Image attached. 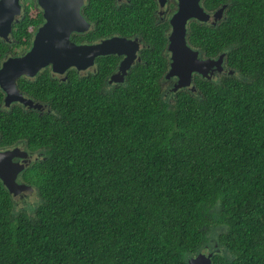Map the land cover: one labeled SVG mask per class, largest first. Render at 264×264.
<instances>
[{"label":"trees","instance_id":"trees-1","mask_svg":"<svg viewBox=\"0 0 264 264\" xmlns=\"http://www.w3.org/2000/svg\"><path fill=\"white\" fill-rule=\"evenodd\" d=\"M33 3L0 56L30 46L43 22ZM223 4L216 25L191 22L187 41L224 52L227 71L169 100L167 36L141 1L85 0L91 27L73 40L141 33L148 47L107 91L115 54L98 57L95 73L20 80L50 111H0V143L24 138L43 152L21 174L36 187L30 211L0 182V264H189L214 227L212 264H264V0H202L209 11Z\"/></svg>","mask_w":264,"mask_h":264},{"label":"water","instance_id":"water-1","mask_svg":"<svg viewBox=\"0 0 264 264\" xmlns=\"http://www.w3.org/2000/svg\"><path fill=\"white\" fill-rule=\"evenodd\" d=\"M199 1L177 0V10L172 15V30L167 43L171 59L165 73L166 78L176 77L172 91L181 88L194 91L195 86L191 84L193 73L210 78L213 66L218 71L224 69L223 52L217 57H201L199 50L188 44V21L196 19L205 22L210 18V13L202 8ZM36 3L42 10L43 22L36 28L29 48L21 55L8 58L0 67V87L5 92L6 105L15 100L29 103L18 91L16 79L21 75L34 76L42 67L49 65L53 73L62 74L71 67L80 70L92 66L99 56L123 55L118 70L109 77V82H123L131 64L140 59L135 39L117 35L94 43H77L71 39L72 33L87 31L90 26L80 11L84 0H36ZM225 6L213 12L214 21L221 17ZM21 9L20 0H0V38L3 41H10L13 23L18 22ZM229 73L233 70L230 69ZM17 151L20 152V149L0 151V180L14 196L32 190L30 185L15 181L18 172L24 168L23 163L11 161ZM218 250L217 247L211 252L200 250L188 258V263L212 264V256Z\"/></svg>","mask_w":264,"mask_h":264},{"label":"flooded vegetation","instance_id":"flooded-vegetation-1","mask_svg":"<svg viewBox=\"0 0 264 264\" xmlns=\"http://www.w3.org/2000/svg\"><path fill=\"white\" fill-rule=\"evenodd\" d=\"M116 1L119 2V3H125L128 0H116ZM139 1H141L142 5H143V11L146 12V13H150V15L152 16V24L156 28L157 27L158 28H163V30L166 33L167 41H166V45H165L164 56L166 58L167 69H168L169 62H170V59H171V52L168 51V49H167V43H168V36H169V34H170L171 30H172V15L177 10V0H139ZM84 2H85V0H84ZM199 3H200V5L202 6V8L205 11H207V12L210 13V18L207 21H205V22L199 21V20H196V19L189 20L188 21V24H187V30L190 29V24H191L192 21H195L196 23H199L200 22V23H205V24L208 23L210 25H216L217 22L224 16V10H223L221 17L219 19H217L216 21H214V18H213V15L212 14L218 8H220L221 6L226 5V4L221 5L217 9H214L213 11H209V10H206L203 7L202 0H200ZM33 4L35 6L37 5L36 0H34V3ZM23 8L24 7H22V9H21V14L19 16V19L21 18L22 14H23V11H24ZM41 12H42V10H41ZM15 23H17V22H14L13 23V26H14ZM90 27H91V25L89 26V28ZM35 31H36V29L34 30V32ZM34 32L32 34L31 40H32V38L34 36ZM84 32H86V31H84ZM84 32H74V33L71 34V36L73 34H75V33L81 34V33H84ZM113 35L123 36V37L130 38V39H135L138 42V45H139V49L137 51V56H139V57H140V51H141V49L144 48V47H148L147 40L144 38V36L141 33H136V34L133 33L130 36L119 35V34H112V35H109V36L100 37V38H98V39H96V40H94L92 42H84L83 41V42H77V43H94V42L99 41L100 39H103V38H106V37H110V36H113ZM10 41H12L11 40V34H10ZM10 41H8L7 43H10ZM73 41H75V40H73ZM27 49H24L22 51L25 52ZM24 52H18V53L15 52V51H12V52L11 51L10 52L7 51V52H5L2 56H0V67H1V64L5 60H7L8 58L21 55ZM199 54H200L201 57H217L218 56V55L217 56H207V55H204L203 53H199ZM115 55H117V54H115ZM224 55H225V53H224ZM117 56L119 57L118 58V61H117V65H116L115 69L108 75L107 79L105 80V84L103 85V88H104L105 91H107L111 87L112 84L114 85V84H117V83H122V82H115V83L108 82L110 75L113 74L114 72H116L118 70L117 69L118 64H119L120 60L123 58V55H117ZM99 57H101V56H99ZM97 58H95L94 64L92 66H89V67H87L85 69L77 70L76 68L71 67V68L67 69L64 73L58 74V73H53L51 71V69H50V66L48 65V66L42 67L40 70H38L37 73L34 76H25V75L19 76L16 79V87H17L18 91L21 93L22 97L26 98L29 101V103L28 104H24L23 102H21L19 100H17V101L15 100V101H11L8 105H6L5 104V100H4V98H5V92L0 87V111L1 110H14V109H17V107H18V108H20V109H22L24 111L33 110V111H35L39 115H41L43 113H48L50 111V107H49L48 102L46 100L39 99V98L35 97L33 94H31L30 92L22 89L20 87L21 84H22L20 82V80L25 79L27 81H35L39 75L48 74V73H51V75L53 77H58L61 80H63V79L65 80V78L67 77V74L69 73L68 71H70V70L75 71L79 75H85L87 73H95L97 71V62H96ZM140 60H141V57H140V59H136L131 64V66L135 62L140 61ZM131 66H130V68H131ZM223 67H224V69L222 71H218V70L215 69V66H213L211 68V70H210V72H211L210 78H207V77H205V78L212 79V80H217L218 78H220L225 73V65L224 64H223ZM165 73H164V76L161 79L162 91H163V94H164L165 97H167L169 95V98L168 99L169 100H172V93H173L172 86H173L174 82L176 81V77L170 76V77L166 78L165 77ZM198 77H199L198 74L193 73V75H192V83H191L192 85L195 86V81H196V78H198ZM181 89H183V88H181ZM186 89L190 90V88H186ZM195 91H197L196 86H195ZM195 91H192V92H195ZM38 105H40V106H38ZM12 148H19L20 149V152L17 151L15 153L16 156L14 155L11 158V161L14 162V163H23L24 164L23 170L20 171V172H18L17 176L15 177V181L17 183H25V184L30 185L32 187V190H31L30 193H34L33 191L35 190L36 187L34 185L30 184V183H27L21 177V174H22V172L24 171V169L27 166H29L34 161H36V160L39 159L38 154L39 153H42V151L40 149H35V148L29 146L28 142L24 138H18L12 144H6L5 145V144L0 143V151L6 150V149H12ZM0 182H1V180H0ZM23 193L24 192L22 191L19 194L23 196ZM15 196L12 195L13 202L14 203L17 201V198ZM206 245L208 247L207 252L214 251L213 250L214 249L213 248V244H211V242L210 243L209 242L206 243Z\"/></svg>","mask_w":264,"mask_h":264},{"label":"rangeland","instance_id":"rangeland-1","mask_svg":"<svg viewBox=\"0 0 264 264\" xmlns=\"http://www.w3.org/2000/svg\"><path fill=\"white\" fill-rule=\"evenodd\" d=\"M22 3V7H24L26 5L27 2H31L32 0H20ZM24 9V8H23ZM39 10H41L37 5L32 6V8L29 9V14L31 15H35ZM25 48H22V46L20 47H16V49L14 50L15 52H24L22 50H24ZM109 82V81H108ZM113 82V81H112ZM115 83V82H113ZM39 158L43 157V152L38 154ZM23 196L20 194H17L15 197L17 198V201L15 202V208L18 210H26V211H30L31 207L34 204V201H37V192L36 190H34V193H30L31 191H23ZM214 227L212 229V231L210 232V237L208 239V242L211 244H213V248L215 249L218 246V243L215 241L216 236L214 235V231H215ZM218 248V247H217ZM208 247L207 245H204V247L201 250H207ZM213 249V250H214ZM219 249V248H218ZM220 250V249H219ZM218 250V251H219Z\"/></svg>","mask_w":264,"mask_h":264}]
</instances>
